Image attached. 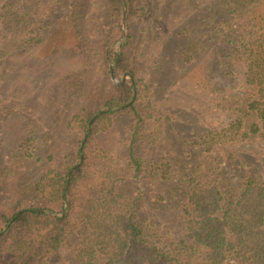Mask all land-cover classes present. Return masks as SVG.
Listing matches in <instances>:
<instances>
[{"label":"trees","instance_id":"16d2710c","mask_svg":"<svg viewBox=\"0 0 264 264\" xmlns=\"http://www.w3.org/2000/svg\"><path fill=\"white\" fill-rule=\"evenodd\" d=\"M0 162V264H264V0H0Z\"/></svg>","mask_w":264,"mask_h":264},{"label":"rangeland","instance_id":"374dc122","mask_svg":"<svg viewBox=\"0 0 264 264\" xmlns=\"http://www.w3.org/2000/svg\"><path fill=\"white\" fill-rule=\"evenodd\" d=\"M177 12L179 13L180 16H184L185 18L187 16H190V13H185L186 10L184 8H182V7H179V9L176 10V13ZM171 18H172V15L170 16V15L167 14L164 17L165 24H168L171 29H177V31L179 33L183 32L182 30L185 27L191 26L190 23H181V24L180 23H176V24H173L172 23L173 21H172ZM190 22H191V20H190ZM194 35L198 36V32H195ZM51 54H58V55H54V57L55 58L59 57L58 59H61L60 54L57 53L56 51L52 52ZM188 67H190V64L188 65ZM180 69H181V71H184V72L186 71L185 69L183 70L181 67H180ZM212 72H213V75H215L218 79H219V77H222V73L220 71V68H216V70H212ZM49 75L51 77H49L46 87L44 85L45 83L40 81V77H37L34 80V82L30 86L33 89V94H34V96L32 98L33 101H29L30 104H32V105L37 104V107H38L37 111L43 113V115L46 114L45 116H46L47 119L49 118V115L50 116L52 115V114L48 113L50 111V109L46 112V110L43 108L44 101L41 98H36V96L39 95V93H44L46 91V89H48V91L51 93V95L54 96L56 94V91H57V88H58V81L56 79H58L57 76L59 75V70L58 69H56V70L52 69L50 71ZM142 75H144V73ZM176 75L179 77L178 79L182 78L181 74L178 73ZM192 75H194V74H192ZM231 77L235 79V82L231 83V85H234L235 86L234 89L237 91L239 88H241L240 87L241 86V80H240V78H235V76H233V75ZM120 78H122L121 80H124V79L130 78V77L127 76V74H125L123 76H118V78L113 76L112 79H113L114 83H118V82L121 81ZM228 80H229V77L226 76V74H225L226 83L228 82ZM191 87L194 88V90L196 91L195 101L193 102L195 104L194 113L189 114L188 112L182 111L181 115L183 116L184 120H190V121H192L194 123V127H195L194 129H195V133L196 134L206 133V132L212 130L213 128L217 127V126H211V125H217L219 123H222V120H225L224 119V115L221 112H219L218 110H213V109L211 110L210 109V107L212 105L211 102H210L211 97H210L209 101L205 100L209 96L207 92H209L210 88L208 86L204 85V88L200 89L202 86H198L196 84H191ZM2 88H3V94H5V91L8 89L7 85L5 83H3L2 84ZM230 88H231V86L227 87L226 88V92ZM232 90H233V88H232ZM235 90H234V92H235ZM19 97H21V101L24 98L23 94L20 95ZM165 103L166 102L163 103V106H165ZM178 103H179V101H177L176 104H178ZM55 109H56V107H55ZM17 119H18V116H16V115L14 116L13 115L12 117H10V118H8L6 120V125H7V129H8L7 131H8L9 135H13L15 133V132L13 133V130L18 125L17 124ZM128 124L129 123L126 121L125 125H128ZM221 125H223V124H221ZM153 127H155L154 124H150L149 125V128L152 129ZM185 130H188V127H185ZM63 146H65V148L66 147H69L70 149L72 148V144L70 142L69 143L68 142L65 143ZM37 159H38V157L35 156L31 160L32 162L35 163V166H39V164L43 165L44 162L43 161H39V163H37V161H38ZM44 161H45V159H44ZM0 164H1V162H0ZM42 171H43L42 167H40V166L38 168L36 167L34 169V171H33L32 180L31 181L36 182L40 178V176L42 175ZM4 187H5V185L2 184L1 185L2 193H4ZM158 205L161 207L162 211L159 210V209H156V210H152V212L160 213V219H161V221L163 223V217L161 215H162L163 210H165V209L163 208V206H161V204H158ZM166 211L168 212L169 216H171L173 214L174 210H172V209L170 210V208H167ZM162 223L160 222V225ZM164 224H165V220H164Z\"/></svg>","mask_w":264,"mask_h":264},{"label":"water","instance_id":"95a60500","mask_svg":"<svg viewBox=\"0 0 264 264\" xmlns=\"http://www.w3.org/2000/svg\"><path fill=\"white\" fill-rule=\"evenodd\" d=\"M127 76H129V77H131V75L130 74H127ZM123 81V80H122ZM100 113H97V115H99ZM93 120H94V118H93ZM86 139V138H85ZM83 148V145H82V147H81V149Z\"/></svg>","mask_w":264,"mask_h":264}]
</instances>
